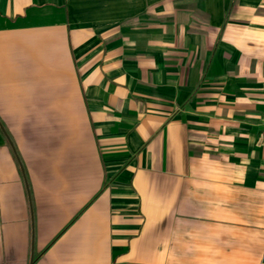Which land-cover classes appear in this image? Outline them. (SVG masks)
<instances>
[{"label": "crops", "instance_id": "0c3cea01", "mask_svg": "<svg viewBox=\"0 0 264 264\" xmlns=\"http://www.w3.org/2000/svg\"><path fill=\"white\" fill-rule=\"evenodd\" d=\"M264 0H0V264H264Z\"/></svg>", "mask_w": 264, "mask_h": 264}, {"label": "built area", "instance_id": "2783aa9c", "mask_svg": "<svg viewBox=\"0 0 264 264\" xmlns=\"http://www.w3.org/2000/svg\"><path fill=\"white\" fill-rule=\"evenodd\" d=\"M260 125H261V130L259 133V139H260L261 145L264 146V118L261 119Z\"/></svg>", "mask_w": 264, "mask_h": 264}]
</instances>
